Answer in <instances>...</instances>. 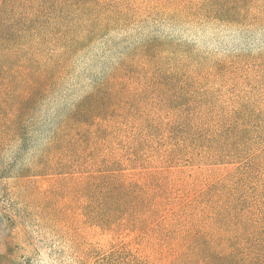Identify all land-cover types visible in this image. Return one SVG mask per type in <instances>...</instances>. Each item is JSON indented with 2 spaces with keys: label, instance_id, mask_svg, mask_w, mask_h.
I'll use <instances>...</instances> for the list:
<instances>
[{
  "label": "rangeland",
  "instance_id": "obj_1",
  "mask_svg": "<svg viewBox=\"0 0 264 264\" xmlns=\"http://www.w3.org/2000/svg\"><path fill=\"white\" fill-rule=\"evenodd\" d=\"M93 1L92 12L52 20L66 32L38 67L63 61L0 148V264H159L116 248L133 234L88 222L71 181L130 168L132 150L158 164L154 148L178 116L208 128L216 176L250 161L264 175V0ZM80 104L92 106L86 122L69 119Z\"/></svg>",
  "mask_w": 264,
  "mask_h": 264
},
{
  "label": "trees",
  "instance_id": "obj_2",
  "mask_svg": "<svg viewBox=\"0 0 264 264\" xmlns=\"http://www.w3.org/2000/svg\"><path fill=\"white\" fill-rule=\"evenodd\" d=\"M96 5L93 0H0V148L21 135L25 119L63 61L60 54L51 58L49 67H38L41 53L56 46V33L66 32L58 31L52 20L92 12ZM83 104L69 119L86 122L92 106L82 111ZM186 120L178 116L168 122L164 150L161 144L154 148L160 150L158 164L147 163L132 150L130 168L113 162L73 178L77 208L105 232L133 234L131 242L116 248L129 249L137 259L159 264H264L261 166L250 161L216 176L212 168L220 163L218 153L203 150L213 144L202 136L208 128ZM205 154L207 167L194 168Z\"/></svg>",
  "mask_w": 264,
  "mask_h": 264
}]
</instances>
